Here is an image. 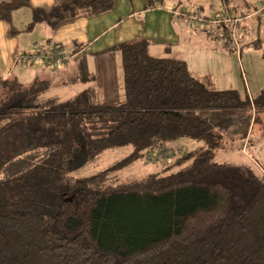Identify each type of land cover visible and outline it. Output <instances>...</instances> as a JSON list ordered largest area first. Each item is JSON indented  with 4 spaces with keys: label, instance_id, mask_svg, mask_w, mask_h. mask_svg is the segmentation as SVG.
I'll list each match as a JSON object with an SVG mask.
<instances>
[{
    "label": "trees",
    "instance_id": "1",
    "mask_svg": "<svg viewBox=\"0 0 264 264\" xmlns=\"http://www.w3.org/2000/svg\"><path fill=\"white\" fill-rule=\"evenodd\" d=\"M116 1L64 0L49 13L33 10L28 28L99 15ZM219 1L241 16L251 11L248 0ZM29 6L0 3L10 35L20 32L13 12ZM117 49L126 100L112 108L88 101L90 91L47 96L49 80L0 79V264H264V177L216 154L226 111L244 104L239 94L210 90L186 63L151 56L146 40ZM179 141L204 146L180 152ZM117 149L129 155L80 175ZM162 149L172 152L164 168L114 179Z\"/></svg>",
    "mask_w": 264,
    "mask_h": 264
},
{
    "label": "crops",
    "instance_id": "2",
    "mask_svg": "<svg viewBox=\"0 0 264 264\" xmlns=\"http://www.w3.org/2000/svg\"><path fill=\"white\" fill-rule=\"evenodd\" d=\"M10 1L0 0V3ZM63 1L30 0L29 7L15 12L19 24L16 29L20 31L15 36L10 35L8 24L0 22V79L16 77L20 82L26 83L24 77L27 76L34 77L33 81L46 77L51 82V88L57 85L56 88L63 95H67L65 90L69 88L66 82L68 76L72 82H79L76 93L91 91L99 97V102L112 108L126 100L123 58L117 49L118 45L146 40L151 56L184 63L188 58L187 54L193 53L197 45L211 49V36L196 33L190 23L176 21L172 16L170 9L181 7V0H117L111 10L99 15L81 13L56 28H52L47 22H40L32 29L28 28L33 21V10L49 13ZM215 1L210 3V11L217 9L214 8L216 4L218 8L222 6L219 0ZM151 3L154 6L148 8ZM204 3V0H194V5L188 7L202 8L205 13L206 8L202 5ZM255 29L259 30V36L251 43L256 48H262L264 24L255 22L254 31ZM44 45L81 47L71 61L54 70L32 66L23 61V56L30 57Z\"/></svg>",
    "mask_w": 264,
    "mask_h": 264
},
{
    "label": "rangeland",
    "instance_id": "3",
    "mask_svg": "<svg viewBox=\"0 0 264 264\" xmlns=\"http://www.w3.org/2000/svg\"><path fill=\"white\" fill-rule=\"evenodd\" d=\"M150 1L154 2L155 0ZM181 1L182 5L179 7L180 9H186L188 6L194 5L192 4L194 0ZM204 2L209 3L208 5L206 3L202 4L206 8L205 13L202 12V8H199V10L203 15L210 14V3L216 1L204 0ZM153 4H148V8H152ZM214 6V8H218V4ZM16 11L12 14L15 28L19 26L17 23L18 16L15 14ZM252 11L253 9H251L250 13ZM175 20L190 23L188 18H181L180 20L175 17ZM257 21L264 24V21L259 16H255L253 19L244 21L240 25L239 28L242 29L243 33L245 30L251 32L249 35H244L243 39H241L240 48L242 50H233V45L229 46L226 41L213 39L211 36V49L198 47L197 44L199 43H197L195 51L187 54L188 58H186L185 62L190 74L204 83L207 88L215 91L236 92L244 102L240 107L226 111L223 117L224 130L220 132L221 145L216 149L218 161L223 164L250 168L255 174L264 177V103L258 104L257 102V99L264 102V98H261L264 97V46L256 48L251 43L256 36H259V30L255 29L254 31V23ZM194 31L198 32L196 29ZM45 78L43 77L40 80H48ZM24 79L26 80L25 84H28L34 82L35 78L27 76ZM70 81L67 76L66 82L69 84V88L65 90L67 95H63L61 90L56 88L57 85L48 90L46 95L66 100L75 98L81 92H84L76 93V86L79 82ZM88 94L86 95L87 100L97 104L99 97L91 95V93ZM194 143L179 141L176 143V146L180 152L193 151L195 148L204 146L202 143ZM165 154L160 151L157 154L148 155L145 161L140 160L116 172L114 179L118 182L141 180L147 177V175L165 167L163 163L167 162L166 158L169 156ZM128 155L129 151L126 149L105 151L96 162L86 167L80 175L87 176L105 171L114 163L124 160Z\"/></svg>",
    "mask_w": 264,
    "mask_h": 264
},
{
    "label": "built area",
    "instance_id": "4",
    "mask_svg": "<svg viewBox=\"0 0 264 264\" xmlns=\"http://www.w3.org/2000/svg\"><path fill=\"white\" fill-rule=\"evenodd\" d=\"M248 2L249 5H251V9H253V11L251 13H247L246 16H241L238 13L231 11V6H221L220 8L212 9L210 14L205 15H203L200 12L199 7L196 6H193L196 8L188 7L186 9L172 8L170 11L172 12L174 18L176 17L180 20L181 18H188L192 27L204 35L213 36L214 34L215 37H221L220 35L222 34L223 27H230L229 35H227L228 37L223 38V40L226 41V43H229L230 46L233 45L232 48L237 51L238 49H241L240 43L244 35H249L251 33L250 31L246 30L243 33L242 29L240 30L239 28L240 25L244 21L253 19L255 16H259L264 21V0H252L254 3H252L251 0H248ZM238 38L239 40L237 41ZM75 53L76 51L74 47L44 45L30 57L25 55L22 59L24 62H28L32 66L47 67L54 70L57 69L59 65L71 61ZM160 151L163 154L166 153L165 155H169L167 156L166 160L171 157L172 152L169 149H162L153 154H157Z\"/></svg>",
    "mask_w": 264,
    "mask_h": 264
}]
</instances>
